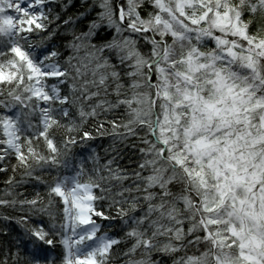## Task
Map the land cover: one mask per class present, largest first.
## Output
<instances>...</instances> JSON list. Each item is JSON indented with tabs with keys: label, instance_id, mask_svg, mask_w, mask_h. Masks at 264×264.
Wrapping results in <instances>:
<instances>
[{
	"label": "snow or ice",
	"instance_id": "obj_1",
	"mask_svg": "<svg viewBox=\"0 0 264 264\" xmlns=\"http://www.w3.org/2000/svg\"><path fill=\"white\" fill-rule=\"evenodd\" d=\"M0 264H264V0H0Z\"/></svg>",
	"mask_w": 264,
	"mask_h": 264
}]
</instances>
